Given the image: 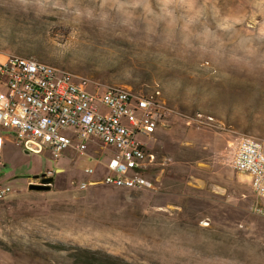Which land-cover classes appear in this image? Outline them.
<instances>
[{"label": "rangeland", "instance_id": "rangeland-1", "mask_svg": "<svg viewBox=\"0 0 264 264\" xmlns=\"http://www.w3.org/2000/svg\"><path fill=\"white\" fill-rule=\"evenodd\" d=\"M132 2L0 0L4 60L134 92L158 87L173 111L165 126L175 120L152 145L153 190H79L88 161L4 147L0 184L12 192L0 200V264H74L69 252L83 249L126 264H264V214L250 210V182L227 163L239 136L264 140V0H198L215 36L205 51L188 49L178 29L171 40L163 24L149 32L139 8L130 18L118 7ZM198 115L212 126L185 125ZM46 171L50 191H29Z\"/></svg>", "mask_w": 264, "mask_h": 264}, {"label": "built area", "instance_id": "built-area-1", "mask_svg": "<svg viewBox=\"0 0 264 264\" xmlns=\"http://www.w3.org/2000/svg\"><path fill=\"white\" fill-rule=\"evenodd\" d=\"M0 86V154L7 144L56 161L70 152L89 162L79 190L154 189L151 171L157 162L150 140L173 113L158 98L157 87L149 93L110 87L20 56L0 62ZM201 117L187 122L212 126L211 116ZM229 148L230 170L249 180L256 198L250 210L263 215L264 140L241 135ZM11 192L0 184V200Z\"/></svg>", "mask_w": 264, "mask_h": 264}, {"label": "clouds", "instance_id": "clouds-1", "mask_svg": "<svg viewBox=\"0 0 264 264\" xmlns=\"http://www.w3.org/2000/svg\"><path fill=\"white\" fill-rule=\"evenodd\" d=\"M118 7L125 10V15L130 18L133 11L127 9L139 8L149 25L147 29L149 32L158 24H163L166 40L173 39L178 29L184 45L193 51H205L204 45L215 40L211 30L203 26L205 7L198 0H157L155 8L151 0H133L130 4H120ZM198 25L202 30H196ZM213 52L215 53V50Z\"/></svg>", "mask_w": 264, "mask_h": 264}, {"label": "trees", "instance_id": "trees-1", "mask_svg": "<svg viewBox=\"0 0 264 264\" xmlns=\"http://www.w3.org/2000/svg\"><path fill=\"white\" fill-rule=\"evenodd\" d=\"M63 246H59L60 249ZM65 249V248H64ZM68 257L74 264H126L116 258H111L104 253L89 251L88 249L69 252Z\"/></svg>", "mask_w": 264, "mask_h": 264}, {"label": "water", "instance_id": "water-1", "mask_svg": "<svg viewBox=\"0 0 264 264\" xmlns=\"http://www.w3.org/2000/svg\"><path fill=\"white\" fill-rule=\"evenodd\" d=\"M35 179H38V183H30L28 184L27 188L29 191H35V192H45L50 191L52 183L54 182L53 177H45L44 174L41 176L36 175L34 176Z\"/></svg>", "mask_w": 264, "mask_h": 264}, {"label": "crops", "instance_id": "crops-1", "mask_svg": "<svg viewBox=\"0 0 264 264\" xmlns=\"http://www.w3.org/2000/svg\"><path fill=\"white\" fill-rule=\"evenodd\" d=\"M4 58L5 57L0 54V62L4 61ZM1 88L2 87L0 86V91H1ZM174 123H175L174 118L173 117L172 118L169 117L168 124H167L168 126H165L164 128L159 129L156 133H154L152 140H150L151 145H153L156 142L157 139H161L162 135L171 134L172 130H173L172 126L174 125ZM189 124H190L189 122L185 123L186 126H189ZM184 144H189V143L188 142H184ZM228 146H230V144Z\"/></svg>", "mask_w": 264, "mask_h": 264}, {"label": "bare ground", "instance_id": "bare-ground-1", "mask_svg": "<svg viewBox=\"0 0 264 264\" xmlns=\"http://www.w3.org/2000/svg\"><path fill=\"white\" fill-rule=\"evenodd\" d=\"M27 59H33V58H27ZM44 65H45V66H50V65H47V64H44ZM157 88H158V87H157ZM158 89H159V88H158ZM158 98L161 99V100L163 101V96H162L160 90L158 91ZM163 103H165V102L163 101Z\"/></svg>", "mask_w": 264, "mask_h": 264}, {"label": "flooded vegetation", "instance_id": "flooded-vegetation-1", "mask_svg": "<svg viewBox=\"0 0 264 264\" xmlns=\"http://www.w3.org/2000/svg\"><path fill=\"white\" fill-rule=\"evenodd\" d=\"M51 177H53L54 178V175H52ZM36 180H38V179H36ZM54 180H55V178H54ZM39 182V180L38 181H35V182H33V183H38ZM31 182H27V186H28V184H30Z\"/></svg>", "mask_w": 264, "mask_h": 264}]
</instances>
